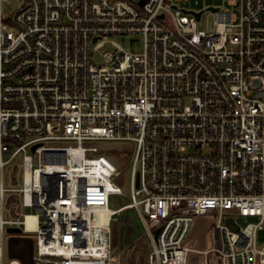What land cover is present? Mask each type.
Returning <instances> with one entry per match:
<instances>
[{"label":"built area","instance_id":"1","mask_svg":"<svg viewBox=\"0 0 264 264\" xmlns=\"http://www.w3.org/2000/svg\"><path fill=\"white\" fill-rule=\"evenodd\" d=\"M15 1L0 0V264H124L110 234L127 209L148 264H190L196 216L220 241L198 264H264V0L199 19L187 0ZM93 141L135 144L119 209L122 169ZM28 233L25 257L6 248Z\"/></svg>","mask_w":264,"mask_h":264},{"label":"rangeland","instance_id":"2","mask_svg":"<svg viewBox=\"0 0 264 264\" xmlns=\"http://www.w3.org/2000/svg\"><path fill=\"white\" fill-rule=\"evenodd\" d=\"M183 7L189 10H204L209 7H225V0H187L181 3ZM17 8V2L10 0L3 6L4 15H10ZM213 18L204 13L200 29L212 27ZM111 40L117 42L124 50L137 52L141 48L140 41H131L128 37H113ZM111 47L106 45L103 51H110ZM99 59V58H98ZM97 59V60H98ZM91 145L103 147L107 150V154L111 160L122 169V175L117 179L120 185L121 193L111 194L108 199V206L112 210L130 203V184H129V167L126 163L129 154H133L135 144L133 142H110V141H93ZM131 149V150H129ZM212 217L196 216L190 226L187 236V244L192 247L189 253V263L198 264V251L210 248L212 245L219 246L220 241L216 234H212ZM240 224L245 225V220L240 219ZM110 241L112 246V254L123 259L124 264L133 262L134 264H148V252L150 251L149 236L145 226L138 215L131 210L120 211L113 216L111 223ZM263 233L260 234V240L263 239ZM8 240L15 242L18 240L19 245L14 252L15 255L25 257L32 248L31 242L35 240L34 234L10 235L6 238V248H8Z\"/></svg>","mask_w":264,"mask_h":264},{"label":"water","instance_id":"3","mask_svg":"<svg viewBox=\"0 0 264 264\" xmlns=\"http://www.w3.org/2000/svg\"><path fill=\"white\" fill-rule=\"evenodd\" d=\"M143 3V2H142ZM208 9L210 10H217V8L215 7H209ZM192 14H194L196 16L197 19H199L200 15H201V11L199 12H194V11H188ZM34 149V148H33ZM8 232H14V233H19L21 230L19 228H8L7 229ZM155 234H157V231H155Z\"/></svg>","mask_w":264,"mask_h":264},{"label":"crops","instance_id":"4","mask_svg":"<svg viewBox=\"0 0 264 264\" xmlns=\"http://www.w3.org/2000/svg\"><path fill=\"white\" fill-rule=\"evenodd\" d=\"M19 241L18 240H16L15 242H13L12 241V243H10V249H11V251L15 254L16 252H14L15 250H13V249H16L17 248V246L19 245V243H18ZM13 248V249H12Z\"/></svg>","mask_w":264,"mask_h":264},{"label":"trees","instance_id":"5","mask_svg":"<svg viewBox=\"0 0 264 264\" xmlns=\"http://www.w3.org/2000/svg\"><path fill=\"white\" fill-rule=\"evenodd\" d=\"M109 156H112L113 157V154L110 153ZM126 163H127V161H126ZM127 264H134V263L133 262H130V263L127 262Z\"/></svg>","mask_w":264,"mask_h":264},{"label":"bare ground","instance_id":"6","mask_svg":"<svg viewBox=\"0 0 264 264\" xmlns=\"http://www.w3.org/2000/svg\"><path fill=\"white\" fill-rule=\"evenodd\" d=\"M28 220H29V218H28ZM29 223H30V221H29Z\"/></svg>","mask_w":264,"mask_h":264}]
</instances>
